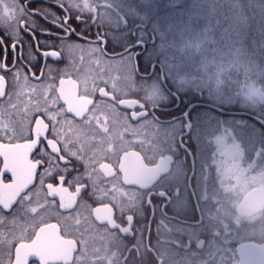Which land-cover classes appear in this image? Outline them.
<instances>
[{
  "label": "snow or ice",
  "instance_id": "1",
  "mask_svg": "<svg viewBox=\"0 0 264 264\" xmlns=\"http://www.w3.org/2000/svg\"><path fill=\"white\" fill-rule=\"evenodd\" d=\"M30 3L32 0H14L11 8L7 5L0 13V26L6 30L5 36L0 37V48H4L5 53L0 60V97L6 98L0 102V264H136L137 257L143 259L141 246L145 234L136 226V204L140 200L141 206L145 202L151 205L152 200L151 195L146 201L141 200L137 192L164 167L166 161L161 147L176 142L175 130L165 128L154 115L155 110L174 95L165 91L164 81L168 77L162 74L163 68H157L158 64H163L171 76L177 78L179 65L173 63L167 50L174 45L169 44L166 49L162 42L159 51L153 45L151 53L143 49L133 56L129 48L108 56L101 46L107 34L98 32L95 45L83 49L79 44L67 43L76 34L69 24V13L73 9L89 13L87 20L80 15L75 19L84 24L89 21L96 24L101 20L100 9H111L108 0H68L67 4L65 0H56L57 6L65 12L63 18L42 8L30 10ZM37 15H42L45 20L50 18L49 22L62 33L56 35V39L61 40V50L45 51L43 57L59 60L64 51L87 53L89 63L98 68L91 88L85 79L83 89L78 90L75 80L69 77L66 81L62 76L58 89L51 82L32 84V79L40 80L41 77L34 73L29 77L15 64L8 66V47L15 53L18 44L22 45L20 32L27 31L35 36L33 17ZM7 29H11L14 37L11 45L4 43L10 38ZM42 34L55 35L50 29ZM164 37L165 34L162 41ZM146 44L141 38L135 47L142 49ZM145 55L152 75L139 71L136 57ZM79 59L83 62L84 56ZM75 63L73 59V67ZM52 71L49 69L44 73L42 70L41 76L51 81L54 79ZM113 72L116 75H111ZM121 77L133 85L135 77L145 81L135 89L144 92L142 99L120 98L127 95L117 88ZM194 77L197 83L201 81ZM95 79L104 81L105 85L111 83L112 89L120 95H111L104 87L96 85ZM179 80L185 82L187 79L181 77ZM208 86L211 88L210 84ZM27 91L33 96L21 109L18 106L20 98ZM97 91L111 103L94 102L90 97ZM256 97L264 101V90L253 88L245 94L248 100ZM118 106L131 111L121 113ZM149 107L153 111L150 112ZM14 114L20 118L14 119ZM183 127L191 130V123H184ZM235 127L227 121L223 125L217 122V127L209 134L207 143L211 147L215 145L209 167L218 172L220 179L216 190L202 201L200 216L193 226L207 237L197 244L200 255L190 256L193 262L264 264V132L253 144L251 158L245 161L233 134ZM217 132L220 134L216 135ZM180 142L183 143L182 135ZM77 163L82 170H77ZM70 188L74 191L70 192ZM82 194L101 201L102 206L93 212L101 225L97 231L104 241L103 247H93L88 242L84 235L87 229L81 231L77 227L73 230L67 222L70 216L57 214V222L50 223L44 214L57 203V197L61 209L67 211L79 207L87 210ZM176 195L179 196L178 191ZM78 198H81L79 205ZM114 210H118V214L114 215ZM80 223L76 218L75 224ZM146 231L150 233V225L146 226ZM137 235L141 237L140 242L136 241ZM246 237H258L260 243L233 246V241ZM211 241H215L218 250L215 254L205 255L206 251L211 253ZM148 250L145 246L144 251ZM172 259L185 264L179 255L164 256L158 264H171Z\"/></svg>",
  "mask_w": 264,
  "mask_h": 264
},
{
  "label": "flooded vegetation",
  "instance_id": "2",
  "mask_svg": "<svg viewBox=\"0 0 264 264\" xmlns=\"http://www.w3.org/2000/svg\"><path fill=\"white\" fill-rule=\"evenodd\" d=\"M14 0H0V13H2L7 5L11 8ZM26 2V0H25ZM67 4V2H65ZM30 10L33 7L42 8L51 12L54 16L63 18L65 12L59 8L56 4V0H32V3L28 5ZM104 10V9H100ZM114 11V10H113ZM101 13H107V11H101ZM71 19L69 20L70 26L76 30V34L72 35L71 40L67 43L79 44L83 49H87L95 45V37L99 32L100 34H107V39L101 44L105 48L108 56H112L115 53L125 52L131 48V54L135 56L137 51L147 49L149 53L152 52L153 45L158 46V38L143 25H135L132 27L130 21L123 20L119 22L116 19L108 17H102L107 19V22L103 20L93 24L91 21L88 24L81 23L75 19L76 15H80L83 20H87L89 13H80L79 10L73 9L69 13ZM33 19L36 23L35 36L31 35L27 31L20 32L19 38L23 41L22 45L18 44L16 52L13 53L11 47L7 50V64L12 67L15 64L16 67L22 68L23 72L32 77L33 73L36 76H40V80L32 79V84L38 83H55L57 89L59 88V79L61 76L67 81L69 77L77 82L78 90L83 89V81L88 80L89 88L92 87L93 77L97 76L98 68L94 64L89 63L87 53L80 50H75L73 54H69L67 51L62 53V57L59 60L51 57H43L42 53L51 50H61V40L56 39V35H62L58 28L54 27L49 20H45L42 15L34 16ZM110 20V21H109ZM50 29L55 35L42 34L44 30ZM10 38L6 39L4 43L11 45L14 37L11 36V29H7ZM6 30L0 26V37L5 36ZM143 39L147 42L142 49L133 47L138 39ZM54 46V47H53ZM159 51V49L157 48ZM21 52L23 58H21ZM31 53V56H29ZM4 48H0V60L4 57ZM84 56L83 62L80 61V57ZM107 58V57H106ZM161 59L163 57H160ZM75 59V67H73L72 61ZM139 60L140 73H148L152 75V69L148 65V56L136 57ZM127 60V56H125ZM155 62V60L153 61ZM157 68H163V75L168 78L164 81V89L166 92L170 91L172 94L168 103L161 108L155 110V117L158 118L159 123L165 128H172L177 133L176 142L174 144H164L160 151L165 158V165L162 167L152 181L144 186V188L137 192V196L141 200L146 201L148 195H151V205L143 203L141 206L140 200L137 201V229L140 232H144L143 242L141 246V252L143 253V259L136 258V264H158L159 260L164 256L175 257L181 256L185 264H206L204 261L190 259V256H198L200 253L197 250V244L202 239L207 237L201 235L200 230H194L193 226L196 224L202 207V201L211 195L216 190L218 185V172L210 169L211 163L210 156L212 147L209 144H197L195 139L196 133V119L194 110L198 107H194L186 116L185 111L193 103H206L205 101L191 102L189 97H182L185 92L177 91L173 77L167 73L163 64H158ZM49 69H52L53 80L49 81L44 76H41V71L47 73ZM14 71V69H13ZM107 71V70H106ZM2 74V73H0ZM12 73H9L11 76ZM111 75H116L115 72ZM105 79L108 76L105 75ZM94 83L99 87H104L106 91L111 95L119 96L120 94L112 89L111 83L105 85L104 81L95 79ZM145 81L140 80L139 77H135V85L130 81H126L123 77L117 81V88L127 92L126 96H121L123 99H142L144 92L136 91ZM150 83V81H148ZM187 94V93H186ZM52 93L49 92V97ZM189 95V93H188ZM33 94L27 91L24 96L20 98L19 107L22 109L24 104L32 98ZM178 97V98H177ZM94 102L98 100H104L105 103H111L109 98H102L97 91L91 97ZM6 98L0 97V102H3ZM189 101V102H188ZM16 102V101H14ZM208 108V107H206ZM150 112L153 111L150 107ZM212 110V109H211ZM118 111L123 113L124 111L130 112V109H125L123 106H118ZM214 111V110H213ZM216 112V111H215ZM219 113V112H217ZM221 114V113H220ZM14 119H19L18 116H13ZM175 122V123H174ZM190 122L191 130L184 128L183 124ZM112 127L111 123L109 125ZM181 135L183 143L180 142ZM206 138V137H204ZM126 139L131 137L126 136ZM135 150L139 151L138 147ZM77 170H82L79 163L76 165ZM75 174V173H73ZM111 187V185H107ZM67 187V185H65ZM69 191H74L70 188ZM179 192V196L176 192ZM161 193H164L162 195ZM44 199L42 194L41 200ZM47 199L51 200V197ZM57 203L44 213L48 222L56 223L57 214L60 216H70L67 222L75 230L77 227L84 231L85 238L93 247H103L104 241L100 239L97 228H100V222L96 220L93 210L102 206L101 201L97 197H91L88 194H82V201L88 208L87 210L80 209L79 207L64 210L59 208V198H56ZM81 202V198H78L77 203ZM77 213L79 216L77 217ZM118 214V210H114V215ZM79 218L80 225L75 224V219ZM95 225V227H93ZM150 225V233H147L146 226ZM141 237L137 235L136 241L140 242ZM253 241V240H249ZM130 241H126L129 243ZM258 242V241H254ZM260 243V242H258ZM238 244V243H237ZM235 244L234 247L237 245ZM179 245V247H177ZM148 247V251H144V247ZM211 253L205 252V255L215 254L213 248H217L215 241L210 242ZM127 255V253H125ZM171 264H179V261L172 259Z\"/></svg>",
  "mask_w": 264,
  "mask_h": 264
},
{
  "label": "trees",
  "instance_id": "3",
  "mask_svg": "<svg viewBox=\"0 0 264 264\" xmlns=\"http://www.w3.org/2000/svg\"><path fill=\"white\" fill-rule=\"evenodd\" d=\"M129 1L133 5L145 2V0ZM148 5L140 9L146 8L149 11L156 9L152 20L162 22L164 30H168L167 37L172 38H169L170 40L189 38L192 41L188 48L180 49L177 54L171 55L173 62L178 58L181 63L184 61L188 69L196 65V71L199 72L203 58L209 57L211 72L218 70L219 75L223 77V91L227 95L225 97H237L239 92L248 86L264 87V0H150ZM102 17L116 19L119 22L130 21L132 27L137 24L143 25L158 38L156 35L158 31H153L148 24H143L140 20L142 13L131 15L112 5L107 13H101V21H108ZM215 49L220 51L215 52ZM237 49L240 51L237 52ZM233 52L237 56L232 55ZM193 54L196 55L193 57ZM186 87L187 94H182V97H189L191 102L205 101L213 104L205 98L202 99L203 93L192 90L190 84ZM223 109L247 111L237 106L223 107ZM260 110V115L247 112L264 121V108ZM233 118L248 122L245 128L250 132L255 129L264 132V128L251 117L233 116ZM244 136L243 142H247L248 136L245 134ZM260 136L261 134L259 138Z\"/></svg>",
  "mask_w": 264,
  "mask_h": 264
},
{
  "label": "rangeland",
  "instance_id": "4",
  "mask_svg": "<svg viewBox=\"0 0 264 264\" xmlns=\"http://www.w3.org/2000/svg\"><path fill=\"white\" fill-rule=\"evenodd\" d=\"M110 4L115 6L116 8H119L121 10H125L127 13L141 15L142 18L140 20L143 24H148L153 31H158V40L159 44L157 48L159 49V45L163 42L165 44V47L167 49V46L169 44H173L174 47L171 49H167L169 52V58L172 60L171 55L177 54L180 49L188 48L191 44V39L185 38V39H177V40H170L171 37H167L168 33L164 30V25L159 20H152V16L156 12L155 10H148L144 9V6H149L148 3L150 0H145L144 3L141 4H132L129 0H108ZM154 1V0H153ZM65 2L68 3V0H65ZM152 7L153 4H150ZM143 6L142 10L140 9ZM150 6V7H151ZM78 10V9H77ZM133 12V13H132ZM134 16V15H133ZM165 34V37L163 41L161 40V37ZM170 38V39H169ZM196 48L198 47L195 46ZM194 53H197L194 51ZM180 55V54H178ZM196 54H193L194 57ZM232 55H236L235 52L232 53ZM237 56V55H236ZM208 58L205 57L202 60V67L200 68L199 72L196 71L197 66H193L190 69L184 64V61L181 63L180 59L177 58L176 62H173L174 64L179 65V69L177 72V78H173V83L179 92H185L187 91V85L190 84L192 87V90L202 92L203 94L202 99H207L211 103L219 106V107H238L239 109H244L247 111L255 112L260 115L261 108H264V101H260L259 97H256L255 100H248L245 99V94L248 93L251 89L255 88L257 90H264V87H261L260 85H252L246 87L244 90L240 91L237 97L228 96L225 97V91L224 85H223V77L219 75V71L211 72V67L208 64ZM166 68V67H165ZM219 69V68H218ZM167 73H169L168 68H166ZM186 72H183L185 71ZM169 75H171L169 73ZM193 76V77H192ZM194 76H197L201 79L199 83L196 82V78ZM215 76V77H213ZM181 77L187 79L185 82H181L179 80ZM217 80L220 81L219 84H217ZM208 84L211 85V88H209ZM219 87V88H217ZM227 96V95H226ZM195 119H196V125H195V139L197 144H209L207 141L210 139V133L217 127V122H219L221 125L224 124L225 121L228 122L229 125H235V129H233V134L236 135V142L238 144L239 151L242 154V157L245 161L249 160L252 156V148L253 144L259 140V135L262 133L259 129H255L253 131H248V128H245L247 123L244 120L240 119H234L231 115H223L220 113H217L209 108L206 107H198L194 110ZM264 115V114H263ZM222 131V130H221ZM216 135H219L220 132L215 133ZM244 134L248 136L246 139L247 142H243ZM206 137V138H204ZM214 145V144H213ZM215 146V145H214ZM219 176V174H217ZM220 177H218L219 182ZM241 236H243V233H241ZM258 241L260 242L258 237H246L243 240H236L233 241V246L237 243L244 242V241ZM216 252L218 249L213 248Z\"/></svg>",
  "mask_w": 264,
  "mask_h": 264
},
{
  "label": "water",
  "instance_id": "5",
  "mask_svg": "<svg viewBox=\"0 0 264 264\" xmlns=\"http://www.w3.org/2000/svg\"><path fill=\"white\" fill-rule=\"evenodd\" d=\"M135 47V45L133 46ZM206 106L208 107L209 109H212V110H215L219 113H222V114H229V115H234V116H245V117H251L253 118L254 121H256L259 125H261L263 128H264V121L261 120L260 118L252 115L251 113L249 112H246V111H227V110H224L222 108H218L216 106H213L211 104H206V103H193L191 104L187 110L185 111V116L196 106ZM240 243H258V242H254V241H244V242H240ZM238 243L235 247H239V244Z\"/></svg>",
  "mask_w": 264,
  "mask_h": 264
}]
</instances>
